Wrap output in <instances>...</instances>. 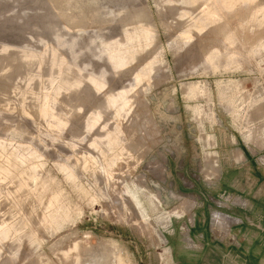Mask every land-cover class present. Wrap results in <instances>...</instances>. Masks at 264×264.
Listing matches in <instances>:
<instances>
[{
  "label": "rangeland",
  "instance_id": "374dc122",
  "mask_svg": "<svg viewBox=\"0 0 264 264\" xmlns=\"http://www.w3.org/2000/svg\"><path fill=\"white\" fill-rule=\"evenodd\" d=\"M231 149L264 191V0H0V264H185ZM233 231L206 264H264Z\"/></svg>",
  "mask_w": 264,
  "mask_h": 264
},
{
  "label": "crops",
  "instance_id": "0c3cea01",
  "mask_svg": "<svg viewBox=\"0 0 264 264\" xmlns=\"http://www.w3.org/2000/svg\"><path fill=\"white\" fill-rule=\"evenodd\" d=\"M235 150L231 149L225 151L219 158L220 160V171L219 178L222 179L224 175L230 177L233 183L228 185L230 191L227 192L228 198H230L229 206H226V222L225 226L217 222H212V215L210 220V215L205 216L204 212L192 213L191 210L188 216L181 222L186 225V231L184 233L178 234L177 244L181 250L178 263L185 262V264H206L209 262L206 258H202L201 255L204 253L203 250L206 247L213 248L219 244V231L223 235L230 236V234H235L233 229L236 226L245 227V229L251 230L254 228L264 229V218L262 216L251 217V209L255 208L259 200H263L264 191L263 187H259L258 191L256 186L259 183V179L254 178L256 174V168H251L247 164L245 158H241L240 153H237L236 160L234 159ZM250 181L247 186L251 195L246 194V184L245 182ZM220 183V182H218ZM232 203V204H231ZM249 206V207H247ZM199 208V207H198ZM238 212L244 216L238 215ZM210 214V213H209ZM224 217V216H223ZM211 221V222H210ZM230 221V223H229ZM222 223V222H221ZM212 251V249H211ZM212 256V254H211Z\"/></svg>",
  "mask_w": 264,
  "mask_h": 264
},
{
  "label": "bare ground",
  "instance_id": "6f19581e",
  "mask_svg": "<svg viewBox=\"0 0 264 264\" xmlns=\"http://www.w3.org/2000/svg\"><path fill=\"white\" fill-rule=\"evenodd\" d=\"M114 101V100H113ZM106 103V106H110L111 104L109 103V101H107V102H105ZM105 106V105H104ZM107 244L109 243V241L108 242H106ZM100 244V243H99ZM103 244H104V242H103ZM105 246V245H104ZM103 247V246H102ZM108 247H109V245H108ZM104 248V247H103ZM109 249V248H108ZM110 250V249H109ZM112 250V254L110 253V252H107V250H104L105 252H107V254H109L110 256H112V259L113 260H111V257L109 256V258H110V260H108V261H106V263L105 264H129L128 263V259H125V257H124V254H122V252H120L117 248H112L111 249ZM68 254L69 253H67V255H65L64 257H68ZM75 256V255H74ZM107 257V256H106ZM127 258V257H126ZM73 260H75V259H73Z\"/></svg>",
  "mask_w": 264,
  "mask_h": 264
}]
</instances>
